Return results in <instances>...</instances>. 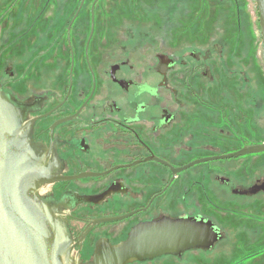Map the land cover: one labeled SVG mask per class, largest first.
<instances>
[{
  "label": "flooded vegetation",
  "instance_id": "obj_1",
  "mask_svg": "<svg viewBox=\"0 0 264 264\" xmlns=\"http://www.w3.org/2000/svg\"><path fill=\"white\" fill-rule=\"evenodd\" d=\"M88 1L80 0L66 29H55L51 44H36L29 51L19 78L12 79L9 46L0 50V87L21 108L40 170L55 179L38 183L37 194L71 240L74 264H93L100 242L117 245L139 223L162 217L211 220L204 213L219 212L215 201L228 204L234 196L246 199L264 192V180L238 184L229 177L235 169L228 165L204 172L200 163L173 174L171 167L205 159L199 156L204 151L212 153L206 158L220 156L222 147L248 141L250 135H236L234 110L217 105L214 94L189 82L204 66L194 53L193 61L181 66L173 56L155 52L147 63L137 62L134 54L109 45L94 12L99 0L86 13ZM16 2L0 0V20ZM31 16L33 23L39 14ZM27 31L21 35L28 36ZM178 68L185 72L181 80ZM212 74L204 77L214 81ZM188 174L198 186L209 178L190 204L183 181ZM253 188L258 192L250 193ZM130 213L124 220L93 225ZM218 230L222 241L225 233Z\"/></svg>",
  "mask_w": 264,
  "mask_h": 264
},
{
  "label": "rangeland",
  "instance_id": "obj_2",
  "mask_svg": "<svg viewBox=\"0 0 264 264\" xmlns=\"http://www.w3.org/2000/svg\"><path fill=\"white\" fill-rule=\"evenodd\" d=\"M93 2L88 1L84 12H90ZM79 4L80 0H17L10 14L2 16L5 19L0 20V50L9 46L7 53L15 73L12 79L21 76L25 57L36 44H51L55 29H66V22ZM94 12L109 45L134 54L137 62L150 60L153 52L173 56L179 66L193 61V53L196 60L203 62L202 70L189 82L214 94L217 105L228 104L234 110L236 135H250L248 141L236 140L232 146L222 147L219 155L264 144V48L254 0H99ZM32 13L39 14L33 23ZM56 14L59 20L55 19ZM24 28L28 36L23 37ZM44 60L50 62L52 54ZM203 72H212L215 80L205 78ZM177 76L183 79L184 70L178 71ZM211 154L204 151L199 156L206 158ZM223 165L234 167L229 177L236 183L253 185L264 180V152L208 162L199 168L207 172L211 166ZM183 178L190 204L201 195V188L207 187L209 178H204L199 186L190 174ZM208 197L214 201L210 192ZM214 204L219 212L206 211L204 215L225 233L214 249L189 250L180 256L181 260L168 255L142 264H264V192L246 199L234 196L228 204L221 200ZM189 208L187 212L195 213Z\"/></svg>",
  "mask_w": 264,
  "mask_h": 264
},
{
  "label": "water",
  "instance_id": "obj_3",
  "mask_svg": "<svg viewBox=\"0 0 264 264\" xmlns=\"http://www.w3.org/2000/svg\"><path fill=\"white\" fill-rule=\"evenodd\" d=\"M254 1L264 48V0ZM160 58L169 60L167 56ZM262 152L264 144L246 146L230 154L171 169L176 175L200 163ZM41 181L55 179L40 170L28 133L23 129L21 108L0 87V264H74L70 259L71 240L55 212L37 194V184ZM258 190L253 188L250 193ZM132 215L95 220L93 225L124 220ZM221 239V232L211 220L162 217L137 224L117 245L100 242L93 264L143 263L168 255L180 258L189 250H212Z\"/></svg>",
  "mask_w": 264,
  "mask_h": 264
},
{
  "label": "trees",
  "instance_id": "obj_4",
  "mask_svg": "<svg viewBox=\"0 0 264 264\" xmlns=\"http://www.w3.org/2000/svg\"><path fill=\"white\" fill-rule=\"evenodd\" d=\"M146 262H150V261H146ZM137 264H142V263H137Z\"/></svg>",
  "mask_w": 264,
  "mask_h": 264
}]
</instances>
